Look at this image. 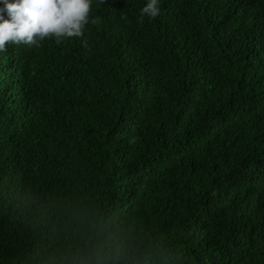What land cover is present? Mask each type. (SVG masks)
I'll use <instances>...</instances> for the list:
<instances>
[{
  "label": "trees",
  "instance_id": "16d2710c",
  "mask_svg": "<svg viewBox=\"0 0 264 264\" xmlns=\"http://www.w3.org/2000/svg\"><path fill=\"white\" fill-rule=\"evenodd\" d=\"M146 2L0 51V264H264V0Z\"/></svg>",
  "mask_w": 264,
  "mask_h": 264
},
{
  "label": "clouds",
  "instance_id": "9594fccd",
  "mask_svg": "<svg viewBox=\"0 0 264 264\" xmlns=\"http://www.w3.org/2000/svg\"><path fill=\"white\" fill-rule=\"evenodd\" d=\"M93 0H0V51L9 42L38 46L45 37L57 44L68 37H83L86 26L100 23L91 16ZM141 22L145 16L155 18L160 0H147L139 9ZM84 43L87 41L85 39ZM138 248L125 241L97 240L67 253L64 264H143Z\"/></svg>",
  "mask_w": 264,
  "mask_h": 264
}]
</instances>
